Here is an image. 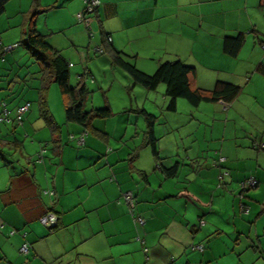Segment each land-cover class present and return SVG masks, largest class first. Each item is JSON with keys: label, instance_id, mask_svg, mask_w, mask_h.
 <instances>
[{"label": "crops", "instance_id": "obj_1", "mask_svg": "<svg viewBox=\"0 0 264 264\" xmlns=\"http://www.w3.org/2000/svg\"><path fill=\"white\" fill-rule=\"evenodd\" d=\"M13 2L7 9L17 5ZM82 4L83 0H51L43 10L65 8L64 19L71 25L83 12ZM29 16L28 12L26 27ZM94 23L100 44L102 28L123 57L130 61L135 53L134 64L147 73L155 72L165 61L149 56L142 63L137 47L153 55L161 44L167 61L180 59L196 68L194 86L210 91L218 81H226L242 90L230 103L219 100L195 107L187 101L189 107L179 99L176 112L166 110L169 99L164 93L158 110L146 108L158 113L155 130L161 167L151 149L142 150L148 148L145 135L143 144L128 156L113 152L101 159L104 155L97 152L90 156L80 151L85 159L82 163H86L80 165L84 176L73 188L55 185L60 228L53 233L36 218L41 210L32 209L30 199L10 203L0 194V264H166L171 257L176 258L175 264H228L227 255H231V264H264V74L259 70L264 64L262 0H101ZM240 32L246 34V42L236 57L230 56L223 50L224 38ZM85 54L88 57L83 50L79 53L82 58ZM8 59L10 62L11 57L5 54V62ZM35 89L40 99L41 92ZM4 99L16 111L18 104L8 96ZM180 106L186 110L181 119L174 117ZM94 127L87 133L108 143L109 134ZM1 129L2 123V137ZM60 132L61 128L52 131V137L54 133L61 140ZM81 137L85 144L92 139L71 135L78 145ZM144 154L149 167L136 166ZM221 157L226 158L223 167L230 172L224 186H219L221 168L214 166ZM92 159L95 165L90 164ZM176 163L177 175L168 177L165 167ZM249 176L256 177L259 185L248 193L247 213L235 194L240 181ZM125 192L135 195L134 210L124 202ZM135 216L144 217L146 223L137 224ZM13 227L17 231L11 235ZM26 242L32 247L23 254L20 249ZM200 243L205 245L203 252L192 248Z\"/></svg>", "mask_w": 264, "mask_h": 264}, {"label": "rangeland", "instance_id": "obj_2", "mask_svg": "<svg viewBox=\"0 0 264 264\" xmlns=\"http://www.w3.org/2000/svg\"><path fill=\"white\" fill-rule=\"evenodd\" d=\"M15 1L17 5L9 6L0 17V43L4 46L16 45L14 49L6 53L8 58L11 57L10 62L9 59L6 62L5 59H0V97L8 96L12 103L16 104L30 101L32 107L26 114L25 125H18L15 134L10 132L13 127L11 122L2 123V138L10 141L17 138L23 144L20 148L12 144L0 146V194L10 187L11 176L18 177L17 175L26 169L35 174L43 191H55V185L73 188L85 172L80 167L81 164L86 165V163H82L85 159L80 151H86L90 153V156H94L91 154L92 152H97L101 156L104 155L101 158L104 159L113 152L117 155L123 153L124 156H128L143 144L147 125L145 117L139 110L141 108L158 110L163 105L162 98L166 85L161 84L157 90L152 91L139 84L134 85L133 78L113 63L109 54H96L95 48L100 45V35L95 29L92 27L94 35L90 37L86 26L80 23L77 18L70 25L64 19L63 14L68 11L65 8H55L51 12L40 14L37 22L39 31L46 34L48 40H53L60 47L63 55L74 64V67L70 69L71 85L75 87L80 83L78 75L84 73L86 66L93 75L86 83L90 94L85 101L84 109L88 111L110 104L113 112L109 118L96 117L95 125L93 123V126L109 134L107 143L93 134H88L81 125L66 120L59 86L57 83L51 84L46 91L47 104L61 128L60 136L63 145L62 154L56 155L53 151V144H46L48 141L52 142V131L41 117L40 100L37 89H35L39 88L41 83L43 67L21 43L22 38L26 36L23 30H27V13L30 14L34 9V0H14V4ZM50 2L51 0H43V4L40 3L38 8L43 9V6ZM83 7L84 4L81 5V9ZM55 26L62 29H53ZM63 28L68 29L65 31ZM157 48V53L151 55L144 51V47L138 46L137 49L141 50L139 61L143 63L149 56H152L155 61L161 58L167 61L166 50H161L165 49V46L161 47L160 44ZM81 50L87 53L86 60L79 55ZM136 56L134 53L131 60L137 64ZM167 99L169 98L167 97ZM181 101L189 105L186 99H181ZM12 114L15 115L14 110ZM155 114L158 115V113ZM184 116H186V110L180 106L179 112L174 113V117L181 119ZM71 135L75 137L85 135L86 138L90 136L92 139L87 144L79 146L76 140L71 138ZM146 149L150 150L149 147L142 150ZM41 154H43L42 158H40ZM92 163L93 159L90 164ZM95 164L93 163V165ZM136 166L149 167L148 157H145L144 154L142 163L136 164ZM44 198L47 203L56 206L59 193L56 197L45 194ZM225 259L228 264H231V255H227Z\"/></svg>", "mask_w": 264, "mask_h": 264}, {"label": "trees", "instance_id": "obj_3", "mask_svg": "<svg viewBox=\"0 0 264 264\" xmlns=\"http://www.w3.org/2000/svg\"><path fill=\"white\" fill-rule=\"evenodd\" d=\"M10 1L11 0H0V16L5 13L7 9V4ZM39 2L40 0L38 2L37 0H34V4H33L34 9L31 11L30 16L28 18V27L25 33L26 36L23 38L21 43L30 52V54L34 56L43 66L42 76H41L42 86L39 87V90L41 92V98L39 99L41 106V117L45 119V121L47 122V124L50 126V128L54 133L60 130V126L56 123V121L54 120L53 116L49 111V105L47 104L48 101L46 97V91L49 88V86L53 83H57L63 97L66 120L68 122H74L82 125L86 132L93 131L95 128L93 126V120L96 117L109 118L113 113L112 107L110 104H107L102 108H94L88 111L84 109L85 101L88 98L90 91L87 87L86 82H84L82 78L85 77L89 79V77L93 75L86 66L84 73L78 75V78H80L79 79L80 83L75 87L71 85L70 69L73 66V63H71L65 56H63L61 51L57 49L55 46H53V44L47 39V35L39 31L37 27V20L39 18V15L47 12L48 10V9L43 10L38 8ZM83 3H84V9L82 14L84 15V17L90 19L89 22L90 24L89 26H87L85 21H80L78 17L77 19L80 23L86 26V29L88 30L90 37H92L94 35L92 31V27L95 20H98L101 0H100V4L96 6L92 12L87 11V4L85 3L84 0ZM262 6L264 8V0H262ZM101 32H102L101 44L96 46L95 48L96 54L97 55L104 53L109 54L111 56L112 62L115 63L120 68H122L123 70H125L133 78L134 84H139L148 90H156L161 84H165L166 85L165 94L169 98V103L166 107V110L170 112H176L177 103L179 99H186L192 106L195 107L199 106L202 102H211V101H219V100H223L227 103L228 102L230 103L240 94L242 90V87L240 85L226 81H218L215 87L210 91L198 88L193 84V77H195L196 68L194 66L186 64L180 59L174 61L162 62L159 65L158 69L153 74H149L139 69L133 62L126 60L125 57H123V55L125 54L122 51L117 50L112 45V38L109 36V34L104 32L102 28H101ZM109 39L111 40L109 41ZM245 42H246V34L244 32H240L236 36H225L223 43V50L228 55L236 57L238 53L241 51ZM6 47L9 46H4L3 44L0 43V49H5ZM7 52L8 51H5V53L4 52L0 53V59L4 60L5 54ZM84 58L85 60L87 59L86 54ZM259 70L264 74V64L259 66ZM5 99L0 97V107H1L0 124L11 122L13 124V127L10 132L11 134H15L17 131V126L20 124L23 125L25 123L26 114L30 111L32 104L30 101H25L21 104H18L15 109L16 110L15 115H13L12 114L13 110L12 108L9 107V102L6 101ZM26 103L30 104V108L24 114L22 121L18 122L16 119L18 114V108ZM5 109L9 111V119L1 121ZM139 112L143 114V117H145V121L147 125L144 132L145 140H146L145 146L150 147L155 161L159 162L157 166L161 167V162L163 158L160 155L159 137L156 135V130H155L158 116L154 113H150L145 108H141ZM91 128L93 129L91 130ZM54 133L52 137V142L48 141L46 142V144L52 143L54 153L60 155L62 152L63 145L61 143L59 136L56 137ZM82 138L83 137H81V139ZM79 139H78L79 146L85 145V141L81 142ZM5 144L8 145L12 144L20 148L23 142L19 141L17 138L10 141L0 136V146L2 145L4 146ZM136 153L134 157H137ZM42 157L43 154H41L40 158ZM220 159L214 162V166L221 168V172L219 175V186H224L225 185L224 181L226 177L230 175V172L227 168L223 167V163L226 161V158H224L223 162L219 163ZM178 170H179L178 163H176L173 166L165 167L164 171L168 177H173L177 175ZM17 176L18 177L11 176L10 187L2 191L1 194H4L5 197L7 196V198L10 199L9 201L10 203H14L15 201L23 202L24 201L23 198H25L26 200L30 199V203L33 204L32 209L41 210L39 212V215L36 217L41 222L43 217L48 216L50 214L55 215L56 221L54 223L44 224L42 222V224L48 229L49 233L55 232L57 229L60 228V225L57 222L58 211L56 210L54 205H50L49 203L46 202L44 196L45 194L46 195L48 194L53 197L54 196L56 197L57 196L56 191H51V192L46 190L43 191V189H41L40 185L37 182L35 174L31 172L29 169L23 170ZM251 177L254 176H249L244 180L240 181L239 190L235 194L239 198L240 205L244 209V211H247L246 209L248 208L247 213H249L250 206L246 203V198H248V193L250 191L258 187L259 181L256 179V177H254L257 181V184L254 187L242 188L241 184L242 182L246 181ZM126 193L128 192H125V194ZM129 193L132 194V201L134 206L132 207L130 204L127 203L124 196L125 194L123 193L124 202L129 205L131 210H134L135 202H136L135 195L132 192ZM26 207H28V205ZM240 211H242V209ZM139 218L142 219L143 223H141L138 220ZM135 221L137 224L142 226L146 223V219L142 216H135ZM200 223L201 224L205 223L203 217H200ZM14 231L16 233L17 230L14 229ZM25 235L26 233L24 234V236ZM26 243L29 245V248L31 250L32 247L31 244L28 242ZM201 246H202V250L199 248ZM192 248L194 250H199L200 252H203L205 250V245L203 243L194 244L192 245ZM175 260H176L175 257H171L169 262H167L166 264H175Z\"/></svg>", "mask_w": 264, "mask_h": 264}, {"label": "built area", "instance_id": "obj_4", "mask_svg": "<svg viewBox=\"0 0 264 264\" xmlns=\"http://www.w3.org/2000/svg\"><path fill=\"white\" fill-rule=\"evenodd\" d=\"M84 1L87 4V11L88 12H92L95 9V7L100 4V0H84ZM78 19L80 21H85L86 25L89 26L90 19L84 17V15L82 13H79L78 14ZM110 40L111 39H109V41ZM15 47L16 46L13 45V46L6 47L5 49H0V53H2V52L5 53V51H10V50L14 49ZM29 108H30V104L29 103H26V104H24V105H22V106H20L18 108V114H17V117H16V119H17L18 122H21L22 121L24 114L29 110ZM8 119H9V111L5 109L4 110V113H3V116L1 118V121L8 120ZM80 141L81 142H84V139H81ZM223 161H224V158H221L220 161H219V163H221ZM256 184H257L256 179L254 177H251V178L247 179L246 181L242 182L241 185H242V188H246V187H254ZM124 196H125V199H126L127 203L130 204L133 207L134 204H133V201H132V194L128 192ZM246 210L248 211V208ZM138 220L141 223H143L142 219L139 218ZM55 221H56V217L53 214H50L48 216H45L42 219V222L44 224H52ZM14 233H15V231L13 230V231H11L10 234L13 235ZM199 248L202 250V246L199 247ZM29 251H30L29 245L27 243H24L22 245V247H21V253L27 254V253H29Z\"/></svg>", "mask_w": 264, "mask_h": 264}]
</instances>
